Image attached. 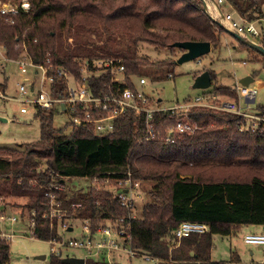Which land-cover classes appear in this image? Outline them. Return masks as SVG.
<instances>
[{
	"label": "trees",
	"instance_id": "16d2710c",
	"mask_svg": "<svg viewBox=\"0 0 264 264\" xmlns=\"http://www.w3.org/2000/svg\"><path fill=\"white\" fill-rule=\"evenodd\" d=\"M0 1L18 6L17 14H0V47L6 58L17 59L23 51L38 64L64 68L77 80L83 65L94 72L102 68L96 62L113 60L125 68V83L112 85L121 89H135L139 77L154 80L162 73L170 77L176 50L183 52L173 43L209 42L211 48L217 47L224 32L203 12L199 0H27V11L20 8L22 0ZM229 1L240 13L250 11V19L263 16L264 0ZM141 44L165 50L168 57L150 61L139 55ZM208 73L212 81L215 75ZM51 74V94L65 95V81ZM110 80L107 68L86 83L98 95L109 89ZM206 93L237 99L229 86H215ZM255 108L264 116L263 106ZM54 114L35 112L39 140L20 149L0 147V181L6 184L0 197L24 200L18 205V219L25 218L27 225L33 222L29 229L35 238L61 240L62 221H87L93 233L117 220L128 227L131 248L156 264H242L236 253L229 261H211L212 236L229 237L243 225L264 227L262 125L241 131L247 123L242 117L193 106L188 116L200 131L192 136L174 134V142L165 143L166 131L175 122L169 114H154L149 140L143 118L131 112L118 117L114 132L107 135L97 134L92 125L73 126L64 135L53 128ZM127 173L139 188L142 183L150 186L136 216L117 196L118 181ZM73 178L92 184L66 190L65 180ZM51 182L61 186L53 190L52 205L45 195ZM51 210L58 216H51ZM2 212L7 214L6 209ZM182 222L206 224L208 230L172 245L173 232ZM0 264H9V242L1 238ZM50 264H63L61 256L51 253ZM85 264L108 263L90 257Z\"/></svg>",
	"mask_w": 264,
	"mask_h": 264
},
{
	"label": "built area",
	"instance_id": "2783aa9c",
	"mask_svg": "<svg viewBox=\"0 0 264 264\" xmlns=\"http://www.w3.org/2000/svg\"><path fill=\"white\" fill-rule=\"evenodd\" d=\"M202 4L203 12L209 19L225 32H233L242 39L251 41L262 46L263 37L261 36L256 24L261 22V18H248L247 14L240 13L227 0H199ZM256 2L258 0H249ZM226 4L228 11H222L221 5ZM20 8L27 11L29 4L27 0H22ZM18 13L16 4L0 3L1 15H14ZM119 62V61H117ZM23 79L17 83L18 96L15 101L21 104L20 112L26 113L27 107H31L35 112L38 110L53 111L54 113H67L70 116L71 127L92 125L95 132L100 135L111 134L115 130V120L131 112L134 117H142L146 129L145 139L149 140L154 134L153 117L155 113L169 114L175 116V122L172 127L166 131L165 143L174 142V134H183L192 136L200 131L188 116L190 107L200 106L212 108L224 112L236 114L246 120V125L241 126V131L250 128L251 130L264 128V116L260 115L256 108L251 112L250 106L255 102L258 89L253 86L236 85L234 87L237 99L227 97H218L213 93H206L196 96L189 101H174L171 105H165L160 99L147 97L141 90L147 84V78H137L135 89L112 87L114 84L125 83V68L122 64L114 65L113 60H101L96 62L99 71H88L85 66L81 69V80H77L64 68H54L51 64L44 65L34 63L29 57L16 62ZM29 68H32L29 74ZM109 68L111 80L109 89L102 94H95L87 86V79L92 75L98 77ZM53 71L57 76L65 81V95L53 96L51 94V85L54 83ZM97 72V73H96ZM0 97L6 96L0 90ZM243 103V105H241ZM118 197L120 203L127 209H133L135 203L140 199V188L138 182H132L130 174L127 178L118 181ZM61 189L59 184L51 182L46 188V197L51 205L54 204L53 190ZM51 216H58L56 210H51ZM18 217L12 215L0 214V223H15ZM29 225L32 227L33 222ZM65 231H72L65 223L61 225ZM208 230V226L202 223L182 222L173 232V241H179L181 238L192 234H203ZM81 238L68 240H57L52 238L51 253L62 256V247L80 248L85 251L84 259L96 258L111 264L110 254H122L127 257H140L144 260L156 261L147 254H141L130 246V233L128 227H125L119 221L107 222L91 232L89 224L84 221ZM12 234L0 232V238L9 240ZM243 242L247 245L264 247V232L250 233L243 237ZM68 257V256H65Z\"/></svg>",
	"mask_w": 264,
	"mask_h": 264
},
{
	"label": "rangeland",
	"instance_id": "374dc122",
	"mask_svg": "<svg viewBox=\"0 0 264 264\" xmlns=\"http://www.w3.org/2000/svg\"><path fill=\"white\" fill-rule=\"evenodd\" d=\"M231 3L229 0H227ZM1 3V1H0ZM13 4L11 2H6ZM14 5V4H13ZM222 11H228L226 4L221 5ZM263 16L261 22L256 26L264 39V5L261 7ZM249 18L250 11H246ZM71 43V39L68 40ZM140 56L146 57L150 61H160L168 57L165 50L160 52L154 50L151 46L141 44L138 48ZM181 55L179 50L175 52V61ZM25 52H21L19 58L8 59L0 47V90L6 98L0 97V147L7 149H20L25 143H31L40 138V124L35 117V111L27 107L26 113L20 112L21 104L14 100L18 96L17 83L23 79L20 74L17 61L27 59ZM85 66H82V69ZM29 74L32 68H29ZM99 71V70H98ZM204 71H210L215 76L211 85L206 89L193 88V82L196 76ZM171 76L166 77L164 73L156 79L147 78V84L141 88L147 97L160 99L165 105H171L174 101L192 100L196 96L204 94L203 92L211 90L215 86H229L234 88L239 84V80L245 76H252L254 81L252 86L258 89L255 102L250 106L251 112L257 105L264 107V57L250 47L241 45L240 42L231 34L222 32L220 34V43L217 47H212L210 52L199 58L175 64L171 68ZM97 73V72H96ZM195 76V77H194ZM137 84V79L134 80ZM243 105V103H241ZM4 119V120H1ZM70 116L67 113H55L53 116V128L68 135L71 132ZM92 181L87 179H66L64 187L66 190L85 189ZM96 183V182H94ZM6 184L0 181V189ZM150 186L142 183L140 188V199L136 201L132 209L131 216L139 213L141 206L147 201L146 191ZM23 199L0 197V211L6 209L7 214L18 217L17 212L23 203ZM13 203L16 204L13 205ZM65 223L72 227V231H65L61 225ZM58 227V233L61 240L81 238L84 222L79 220L61 222ZM27 225V221L17 220L15 223H0V232L12 234L9 240V264H50L51 244L35 238ZM235 232L229 237L220 235L212 236L211 260L215 262L229 261L233 253L239 254L244 264H264V247L247 245L243 242L244 233ZM172 245H177L179 241H171ZM62 256L83 258L85 251L80 248L62 247ZM108 261L111 264H156L154 261L144 260L142 258L127 257L122 254H110Z\"/></svg>",
	"mask_w": 264,
	"mask_h": 264
},
{
	"label": "water",
	"instance_id": "95a60500",
	"mask_svg": "<svg viewBox=\"0 0 264 264\" xmlns=\"http://www.w3.org/2000/svg\"><path fill=\"white\" fill-rule=\"evenodd\" d=\"M227 33L234 36L243 45L250 47L251 49L255 50L256 52L264 56L263 46L253 43L251 41L244 40L233 32L227 31ZM172 46L177 49H181L183 51L181 55L178 57V59L175 61L176 64H181L183 62L199 58L203 55L208 54L211 49L209 42L182 41V42H175L173 43ZM33 62L36 63V61H33ZM252 81H253V78L251 76H245L239 80V84L242 86H248L250 83H252ZM210 85H211V77L208 71H204L195 77L192 86L193 88H196V89H206ZM1 120H4V119H1ZM61 263L63 264H85V259L68 256V257L61 258Z\"/></svg>",
	"mask_w": 264,
	"mask_h": 264
},
{
	"label": "crops",
	"instance_id": "0c3cea01",
	"mask_svg": "<svg viewBox=\"0 0 264 264\" xmlns=\"http://www.w3.org/2000/svg\"><path fill=\"white\" fill-rule=\"evenodd\" d=\"M263 18H261V20H262ZM264 40V39H263ZM252 77V76H251ZM253 78V77H252ZM253 81H254V79H253ZM252 81V82H253ZM239 82V81H238ZM252 83H250L249 85L250 86H252L251 85ZM254 87V86H253ZM256 99V98H255ZM241 230H243L242 232L244 233V235H246V234H250V233H262V232H264V227H262V226H255V225H243V226H241V227H239L238 229H237V232H241ZM244 237V236H243ZM238 256H239V259H240V263H242V264H244L242 261H241V258H240V255L238 254ZM212 261V260H211Z\"/></svg>",
	"mask_w": 264,
	"mask_h": 264
}]
</instances>
